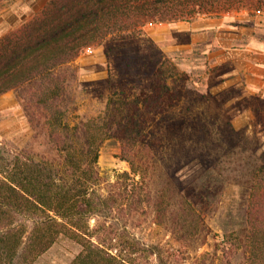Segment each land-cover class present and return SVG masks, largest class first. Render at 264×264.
<instances>
[{"label":"rangeland","instance_id":"obj_1","mask_svg":"<svg viewBox=\"0 0 264 264\" xmlns=\"http://www.w3.org/2000/svg\"><path fill=\"white\" fill-rule=\"evenodd\" d=\"M48 1L0 0V38ZM142 33L139 42L150 47L154 67L177 71V96L166 98L155 116L164 145L139 187L122 176L133 173L117 137L101 144L94 192L104 204L89 220L95 237L113 249L129 243L144 248L143 264H262L254 246L222 244V235L224 228L242 235L243 186L249 170L264 164V91L256 93V71L264 63V2L238 0L228 11L196 20L151 22ZM108 45L83 49L58 72L66 89L64 121L103 116L116 91L124 90L130 102L140 96L143 74L134 48L118 46L108 56ZM47 132L32 129L16 91L0 94V144L59 164ZM187 202L203 223L188 225L193 211ZM79 250L61 237L37 264H69Z\"/></svg>","mask_w":264,"mask_h":264},{"label":"trees","instance_id":"obj_2","mask_svg":"<svg viewBox=\"0 0 264 264\" xmlns=\"http://www.w3.org/2000/svg\"><path fill=\"white\" fill-rule=\"evenodd\" d=\"M236 1L49 0L33 18L0 38V94L17 92L32 129L48 128L51 149L61 158L59 164L49 158L35 161L23 150L0 144V264H37L61 237L80 246L69 264H143L144 248L127 242V248L113 249L90 227V218L104 204L94 192L99 148L107 138L117 137L133 173L122 176L134 188L143 184L147 166L156 165L164 145L155 116L164 111L166 98L177 96V71L155 68L150 47L139 42L144 26L219 14ZM105 42L110 44L108 56H114L118 46L134 48L143 74L140 96L130 102L124 90L116 91L103 116L74 124L64 121L66 89L58 72L83 49ZM248 173L242 235L224 228L222 244L245 241L256 248V261L264 264V164ZM187 204L193 211L188 225L203 223Z\"/></svg>","mask_w":264,"mask_h":264},{"label":"crops","instance_id":"obj_3","mask_svg":"<svg viewBox=\"0 0 264 264\" xmlns=\"http://www.w3.org/2000/svg\"><path fill=\"white\" fill-rule=\"evenodd\" d=\"M258 70L256 71V93H259L262 89L264 91V63H259Z\"/></svg>","mask_w":264,"mask_h":264}]
</instances>
